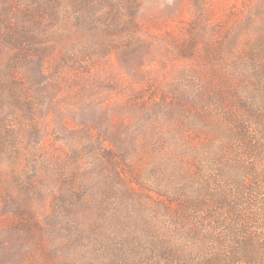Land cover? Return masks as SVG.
I'll list each match as a JSON object with an SVG mask.
<instances>
[{
	"label": "trees",
	"instance_id": "obj_1",
	"mask_svg": "<svg viewBox=\"0 0 264 264\" xmlns=\"http://www.w3.org/2000/svg\"><path fill=\"white\" fill-rule=\"evenodd\" d=\"M6 1L0 264H264L263 5L217 43L208 0H189L185 30L156 36L189 62L185 77L162 82L151 106L138 90V152L129 136L101 134L57 156L36 119L48 87L65 81L79 101L78 72L153 46L136 19L142 0Z\"/></svg>",
	"mask_w": 264,
	"mask_h": 264
},
{
	"label": "rangeland",
	"instance_id": "obj_2",
	"mask_svg": "<svg viewBox=\"0 0 264 264\" xmlns=\"http://www.w3.org/2000/svg\"><path fill=\"white\" fill-rule=\"evenodd\" d=\"M5 2L0 0V4ZM258 3L264 7V0H208L209 24L223 28L221 32L217 31L216 42L223 41L225 31H233L239 26L245 28L246 16ZM190 5L189 0H142L136 19L141 26L140 35L147 39L146 42H153V46L150 43L137 46L135 55H112L104 64L91 68L89 74L78 72L77 84L85 89L83 99L79 101H76L78 98L73 90L66 91L63 87L65 81L56 88L49 86L51 96L36 114L37 121L47 120L48 131L40 137L43 150L63 156L71 147L68 145L90 142L101 134H109L121 142L131 137L138 152L141 119V114L138 115V90L145 91L146 98L141 102L153 105L162 99L159 85L173 77L183 79V68L189 63L171 57L172 60L165 55L156 45V36L183 32L194 17ZM240 32L242 42L247 35L245 30ZM237 48L241 50L242 47L239 45ZM67 79L70 83L71 76ZM83 129H87V133ZM109 137H103L108 146L111 145ZM17 158L22 160V156ZM9 225L8 218L0 219V231L8 229Z\"/></svg>",
	"mask_w": 264,
	"mask_h": 264
}]
</instances>
